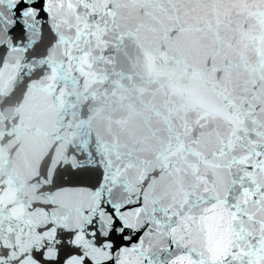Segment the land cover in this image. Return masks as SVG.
<instances>
[{"label":"water","instance_id":"water-1","mask_svg":"<svg viewBox=\"0 0 264 264\" xmlns=\"http://www.w3.org/2000/svg\"><path fill=\"white\" fill-rule=\"evenodd\" d=\"M50 4L38 43L31 28L0 53V264H40L65 230L83 244L94 195L52 190L71 167L118 169L166 205L211 187L221 151L264 182V0Z\"/></svg>","mask_w":264,"mask_h":264},{"label":"snow or ice","instance_id":"snow-or-ice-1","mask_svg":"<svg viewBox=\"0 0 264 264\" xmlns=\"http://www.w3.org/2000/svg\"><path fill=\"white\" fill-rule=\"evenodd\" d=\"M50 0H0V53L19 49L26 33L39 35L52 17ZM218 174L207 183L180 188L174 201L163 204L142 185L135 191L118 169L81 164L62 171L61 187L87 189L94 195L95 211L81 228L83 244L100 258L93 260L74 243L75 229L56 237V255L38 251L40 264H65L79 257L80 264H264V182L245 175L238 162L220 152ZM212 217L215 226L210 228Z\"/></svg>","mask_w":264,"mask_h":264}]
</instances>
